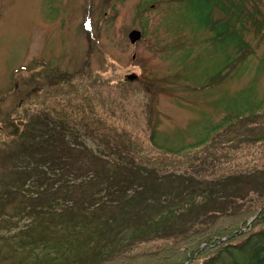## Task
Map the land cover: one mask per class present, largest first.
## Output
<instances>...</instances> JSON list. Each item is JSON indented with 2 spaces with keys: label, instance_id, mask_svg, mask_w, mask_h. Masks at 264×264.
I'll return each instance as SVG.
<instances>
[{
  "label": "rangeland",
  "instance_id": "1",
  "mask_svg": "<svg viewBox=\"0 0 264 264\" xmlns=\"http://www.w3.org/2000/svg\"><path fill=\"white\" fill-rule=\"evenodd\" d=\"M201 9V1L188 0H0V186L12 178L9 132L21 126L22 113L45 109L43 98L66 85L63 76L79 81L81 73L89 88L76 87L85 95L101 91L95 110L109 134L107 153L121 146L116 133L137 140V157L149 162L161 159L153 142L199 145L188 152L191 167L180 171L121 160L119 147L112 156L130 174L114 185L115 201L89 204L93 190L76 189L62 217L47 216L48 200L0 187V264H97L119 251L152 252L264 193V110L238 116L249 96L251 105L264 101V34L247 21L244 52L224 47ZM133 30L141 37L132 44ZM96 76L97 89L90 85ZM112 159L104 162L114 170ZM34 203L28 213L16 209ZM77 205L87 220H78Z\"/></svg>",
  "mask_w": 264,
  "mask_h": 264
},
{
  "label": "trees",
  "instance_id": "2",
  "mask_svg": "<svg viewBox=\"0 0 264 264\" xmlns=\"http://www.w3.org/2000/svg\"><path fill=\"white\" fill-rule=\"evenodd\" d=\"M188 1H201L203 7L200 13L201 20L205 27L208 26L216 42L224 47L231 45L241 49V46H247L241 30L247 21L255 23L257 30L264 34V2L261 0ZM216 10L219 12L216 13ZM242 49L241 52H244ZM72 77L73 75L69 79L64 76L59 77L66 85H61L52 96L47 95L43 98L42 105L46 106L45 109H41L34 117L28 115V112L22 113L21 126L9 132L8 141L11 144L6 159L10 164L9 172L12 178L2 183L0 187L3 191L18 189L21 194L24 191L31 192L32 195L28 196H34L35 201L48 200L50 204L48 217L54 213L62 217L68 207L66 203L72 200L71 194L76 189L91 192L93 190V195L86 196L89 204L92 202L97 204L96 201L100 202V199L104 201L108 196L115 201L112 193L116 192L121 183L127 181L130 174L121 173L120 169L123 168L118 164L121 161H117V158L112 156L119 147L124 150L120 159L137 165L156 163L164 169L177 171L191 167L193 157L188 152L199 146L198 144L187 145L180 149L168 148L155 144L153 133L150 141L161 153L160 162L159 160L149 162L147 157L138 158L141 149L134 147L137 140L134 141L127 133H116V140L121 146L116 145L107 153L110 147L106 145L109 134L107 135L102 129L103 118L95 110L98 102L102 103L101 91L97 89L101 84L99 77L96 76L90 83L97 91L92 94L89 92V95L81 93L80 88L78 89L81 81V85L86 87L85 92L87 91L89 86L84 84L86 78L81 73H79V81L71 80ZM71 82L73 84L70 86ZM246 101L247 105L242 110H238V116L243 113L252 115L264 110L263 100L251 105L249 96ZM93 144L98 147L97 151H94ZM100 145L103 149L99 148ZM107 157L113 158L111 162L114 170L104 162ZM176 159L179 161L177 166L171 164ZM168 165L172 168H168ZM122 176L123 182L120 180ZM44 190L49 191L48 199L42 196ZM125 190L126 188L122 186L121 191ZM103 191L106 194L102 195ZM101 204L105 206L104 203ZM34 206L38 204L16 209L28 213L30 207L35 209ZM76 207L79 213L82 212V218L78 220H87L82 208L79 205ZM76 212V209L72 211L73 214ZM35 215L41 216V213L35 212ZM106 220L105 225H109ZM58 221L55 223L58 224ZM35 227L38 226H33L31 229ZM52 234L58 236V233L52 232ZM91 235L97 236L93 232ZM223 237H226V240H221ZM127 253L119 251L102 257L97 264H264V193L261 192L249 205L239 206L235 211L216 212L207 222L199 223L192 230L170 241L165 240L152 252Z\"/></svg>",
  "mask_w": 264,
  "mask_h": 264
},
{
  "label": "water",
  "instance_id": "3",
  "mask_svg": "<svg viewBox=\"0 0 264 264\" xmlns=\"http://www.w3.org/2000/svg\"><path fill=\"white\" fill-rule=\"evenodd\" d=\"M141 37V33L139 31H131L128 35V39L130 40V43H135L136 41H138Z\"/></svg>",
  "mask_w": 264,
  "mask_h": 264
}]
</instances>
